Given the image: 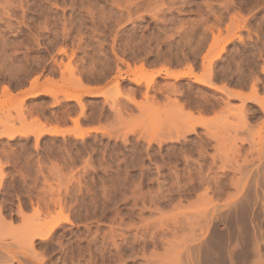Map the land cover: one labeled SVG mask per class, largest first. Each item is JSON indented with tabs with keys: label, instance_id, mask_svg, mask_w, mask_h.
Returning <instances> with one entry per match:
<instances>
[{
	"label": "rangeland",
	"instance_id": "obj_1",
	"mask_svg": "<svg viewBox=\"0 0 264 264\" xmlns=\"http://www.w3.org/2000/svg\"><path fill=\"white\" fill-rule=\"evenodd\" d=\"M263 163L264 0H0V244L22 264H177ZM35 221L59 225L29 253Z\"/></svg>",
	"mask_w": 264,
	"mask_h": 264
},
{
	"label": "bare ground",
	"instance_id": "obj_2",
	"mask_svg": "<svg viewBox=\"0 0 264 264\" xmlns=\"http://www.w3.org/2000/svg\"><path fill=\"white\" fill-rule=\"evenodd\" d=\"M173 77L175 79L181 78L179 75H173ZM201 82H203V81H201ZM205 86H210V84L205 85ZM210 87H212L214 89L213 85ZM88 93L91 95L94 94L93 90L89 91ZM76 101H77V103H80L78 97L75 100V102ZM192 130H194V129H192ZM49 132H50V130H49ZM53 132H55V133H53ZM53 132H51V133H53L52 135L58 134L57 130H53ZM36 137L38 138L39 136H36ZM178 138H180V137H178ZM255 171H256V174H253L254 173L253 172L251 175V176H254V178H256L255 189L253 188L254 194L252 193L253 191L250 192L249 190H251V189H249L247 191L248 192L247 195H244V196L237 198L234 201H230L226 204L218 205L215 209L209 211V213H207V215L205 216V219H204L205 223H204V226L200 230L201 231L200 235L198 237H196V239L194 238V240H192V242H196V243H193L192 245H188L187 247H185L184 251H182L180 253V256H178L181 258V260L177 258L179 261L177 264H181V263L182 264H239V263H237L238 260H240V259L243 260L245 258L243 252L245 253V256H246L247 255L246 251H243V252L240 251L242 249L241 248L239 250L240 251L239 252L236 249L238 247L244 246L245 242H243V240H247V238L243 239V237L244 236L247 237V233L248 232L250 233L251 229L249 230L248 227L252 228L255 225L253 220H257L258 218L259 219L261 218L263 220H261V221L259 219L258 220L260 222L264 221V163L262 165H259V167H257V169H255ZM65 220H67V219H65ZM35 223L36 224H34V225H30V226L27 225V227H26L27 231L25 232L26 236H24V234L20 235V237L23 236L22 237L23 239L25 237V241H27L26 243L28 244L27 246H29V248H28L29 253L33 252L31 250L34 247L33 244H34L35 240L44 241L45 239H47L49 237L51 232L56 227H58V225H59L56 223L52 226H49V228L44 231V230H42L43 224H39L36 221H35ZM28 226H29V228H28ZM217 226H220L221 229L217 230L218 229ZM257 227H256V229H257ZM246 231H248V232H246ZM256 232H257V230H256ZM262 233H263V228H262L261 235L264 234V233L263 234ZM243 234H244V236H243ZM250 234H252V233H250ZM253 234H256V236L254 237L255 241L253 240L254 243L253 244L245 243V244L249 245L250 248H253V249L255 248L256 251H254L253 249H250V250H253V252L258 253V255H259V253H264V237H263L264 235L263 236H261V235L257 236L258 232L253 233ZM16 238H17V236H16ZM22 242H24V241H22ZM250 245H253L255 247L250 246ZM6 247H8V246H6ZM244 249L245 248H243L242 250H244ZM245 250H248V248H246ZM256 253H254V254L256 255ZM250 254H251V252H250ZM257 256H254V257L256 258ZM261 256H262V258H261ZM17 257H18V255H17ZM258 257H260L261 259L259 260ZM258 257H257V259H254V260L261 261V264H264V261H262V260H264V255L262 254V255H259ZM21 259H23V258L21 257ZM27 260H28V258H27V256H25V260H24V261H26L25 263L30 262V259H29V261H27ZM22 261L23 260H19L16 257L10 255L2 247V245L0 246V264H12V262H15V264H22ZM180 261H182V262L180 263ZM239 262H242V261H239Z\"/></svg>",
	"mask_w": 264,
	"mask_h": 264
}]
</instances>
